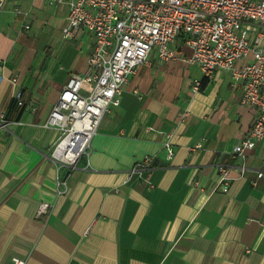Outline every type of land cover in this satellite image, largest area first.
Returning a JSON list of instances; mask_svg holds the SVG:
<instances>
[{
	"label": "crops",
	"instance_id": "0c3cea01",
	"mask_svg": "<svg viewBox=\"0 0 264 264\" xmlns=\"http://www.w3.org/2000/svg\"><path fill=\"white\" fill-rule=\"evenodd\" d=\"M52 5L10 0L0 10V264H264V140L243 161L232 156L257 110L240 104L228 71L204 77L186 63L180 39L176 59L151 53L129 77L88 155L58 183L68 171L49 160L57 134L43 122L68 76L86 70L94 39L80 28L65 41L66 6ZM18 94L24 108L8 113ZM145 157L143 179L128 177ZM219 167L231 178L225 191Z\"/></svg>",
	"mask_w": 264,
	"mask_h": 264
},
{
	"label": "built area",
	"instance_id": "2783aa9c",
	"mask_svg": "<svg viewBox=\"0 0 264 264\" xmlns=\"http://www.w3.org/2000/svg\"><path fill=\"white\" fill-rule=\"evenodd\" d=\"M8 1L0 0V10ZM45 1L66 6L61 28L64 39H72L80 28L94 39L86 70L68 76L43 122V127L53 128L57 134L49 160L56 170L64 167L68 171L58 183L65 185L79 160L88 155L100 119L119 105L122 86L129 77L148 63L151 53L160 61L176 59L174 43L178 39L189 50L182 58L186 63L198 66L204 77L228 71L234 81L241 82L240 104L257 110L254 123L233 147L232 156L243 161L247 151L264 140V0ZM198 86L195 82L194 88ZM19 98L18 94L15 99ZM5 126V113H0V127ZM164 147L170 159L173 150L168 143ZM152 165V159L145 157L130 168L128 177L143 179ZM245 169L244 163L237 168L239 176ZM257 177H264V169ZM230 180L227 169L219 167L216 188L225 191ZM49 206L40 203L37 214L47 213ZM11 264L25 261L14 257Z\"/></svg>",
	"mask_w": 264,
	"mask_h": 264
},
{
	"label": "trees",
	"instance_id": "16d2710c",
	"mask_svg": "<svg viewBox=\"0 0 264 264\" xmlns=\"http://www.w3.org/2000/svg\"><path fill=\"white\" fill-rule=\"evenodd\" d=\"M207 82V79L206 78H203L198 86V88H202L203 86H205ZM21 98V97H20ZM20 98L19 99H13L9 108H8V113L12 111V109L15 108V110L21 112L22 109L24 108V106H22V104L20 103Z\"/></svg>",
	"mask_w": 264,
	"mask_h": 264
},
{
	"label": "rangeland",
	"instance_id": "374dc122",
	"mask_svg": "<svg viewBox=\"0 0 264 264\" xmlns=\"http://www.w3.org/2000/svg\"><path fill=\"white\" fill-rule=\"evenodd\" d=\"M59 5H62V4H55V5H52V6H47L46 8L44 7V9L46 10V11H50L52 8H54L55 6H59ZM52 7V8H51ZM48 28V27H47ZM62 28V27H61ZM61 28H60V31H61ZM57 29V28H56ZM55 29V30H56ZM58 29H59V27H58ZM33 32H34V29H32V30H29V31H27V35L29 36V37H31L32 35H33ZM65 41H70V40H68V39H64Z\"/></svg>",
	"mask_w": 264,
	"mask_h": 264
}]
</instances>
